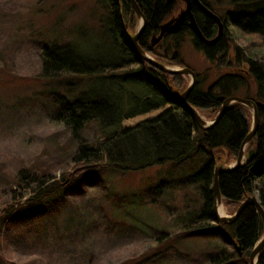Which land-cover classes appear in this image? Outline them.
<instances>
[{
  "label": "rangeland",
  "instance_id": "1",
  "mask_svg": "<svg viewBox=\"0 0 264 264\" xmlns=\"http://www.w3.org/2000/svg\"><path fill=\"white\" fill-rule=\"evenodd\" d=\"M208 1L219 16L234 10L231 0ZM116 17L111 0H0V198L7 187L17 190L16 199L21 193L28 198L29 193L21 187L27 181L17 179L20 173L28 178L49 173L57 180L81 168L71 159L79 150L78 144L98 143L103 130L111 131L103 126L105 122L93 120L78 135L67 132L63 119L58 118L69 113V102L106 97L124 108V102L131 99L125 110L129 113L156 103L143 100L151 88L141 82L137 67L131 65L120 39L114 36ZM229 30L234 47L245 48L250 43L233 27ZM51 47L63 53L64 62L58 61L59 67L72 64L95 71L108 66L113 73L111 77L64 75L48 80L42 74V54ZM179 51L193 71L212 66L190 37L184 38ZM226 71L211 72L206 86ZM187 79L191 82V77ZM162 110L126 120L122 126L133 127ZM200 114L207 122L216 117L210 118L209 112ZM179 172L173 164L135 172H80L58 192L65 201L57 212L50 211L54 207L47 201L13 212L19 217L35 209L42 218L44 212L49 217L41 218L43 221L28 233L22 230V237L11 231L5 241L1 231L0 264H200L191 259L207 256L214 243L176 241L174 234L179 230L170 228L182 213L171 201L178 194L171 189L163 194L159 190L148 192L162 180L177 179ZM97 178L100 185H84V180ZM135 194L146 204L140 202L139 207L122 202L115 206L116 198L131 199ZM156 206L165 209L160 212ZM221 207L224 215H234L223 200Z\"/></svg>",
  "mask_w": 264,
  "mask_h": 264
},
{
  "label": "trees",
  "instance_id": "2",
  "mask_svg": "<svg viewBox=\"0 0 264 264\" xmlns=\"http://www.w3.org/2000/svg\"><path fill=\"white\" fill-rule=\"evenodd\" d=\"M136 2L148 20L139 44L150 56L168 66L188 67L179 47L185 37H190L193 46L202 52L212 65L205 71H195L198 81L188 97V102L198 111L209 112L210 118H214L222 102L231 96L264 102V0H231L234 10L224 17L233 23L234 29L242 38H246L245 41L250 42L245 48L234 47L233 42L227 41L215 47H206L195 39L192 33L177 36L174 41L168 40L157 45L155 49L151 48V33H157L159 26L170 16L171 9L168 7L157 10L156 5L160 0ZM111 3L115 6L121 5L120 10L114 7L117 16L115 23L116 26L122 24L126 29L122 30L121 36H117L119 42L124 52L128 53L131 65L137 67L136 74L140 76L141 82L151 88L143 100L145 102L154 100L156 103L129 113L125 110L132 104L131 99H127V103L124 102V108L118 107L106 97L78 98L69 102L67 104L69 113L66 116L61 114L58 119H63L64 128L70 134L78 135L80 130L93 120H100L101 124L105 122L103 126L112 129L103 130L98 143L78 144V152L71 157L75 166L81 165V168L75 169L77 172H66L57 180L55 175L49 173L30 178L21 176L22 173L17 176L19 181H27L21 187L27 190L29 196L25 200L26 193H21L16 199L17 190L7 187L0 198L2 205L0 232H5L4 240L7 241V234L11 231L22 237L24 235L22 230L27 229L28 233L29 229L32 231L34 224L37 227L42 219L46 220L49 217L44 212L42 218L40 213L34 211L35 209L32 211L34 213L19 217L13 213L14 211L47 201L54 207L50 211L57 212L65 201L64 197H59L58 192L71 184L74 177L82 171L105 172L113 169L120 172H135L173 164L180 169L178 178L162 180L157 188H150L148 192L159 190V193L163 194L171 189L175 195L178 194L171 201L179 205L178 209L182 213L178 218H174L175 225L172 226L174 228H170L171 231L175 228L179 230L174 234L176 241H189L192 244H199L202 241L214 243L215 247L207 256L191 259L196 263L249 264L251 252L264 235L262 216L255 206L250 205L234 223H218L215 220L214 178L216 168L220 164L229 165L238 159L240 146L252 128V114L245 106L235 103L217 125L203 131L195 118L177 102V98L190 85L187 77L166 74L146 62H139L138 54L126 34V32L135 34L139 19L129 0H111ZM119 16L123 22L118 20ZM204 34L208 36L207 32ZM166 47L169 57L164 54L163 48ZM62 55L61 50L56 47L45 48L42 54V74L46 79H57L64 75L80 78L91 75L108 77L113 73L112 68L108 66L95 71L78 69L72 64H63L59 67L57 62H64ZM51 68L56 70L53 71ZM219 69L227 71L206 86L209 74ZM160 109L163 110L158 115L140 121L133 127L122 126L126 120ZM259 115V129L246 149L249 161L233 172L221 174L219 178L223 203L232 215L248 197L254 195L258 196L264 209V110L261 109ZM100 181L98 178L84 180V185L95 187L100 185ZM114 201L115 206L122 202L139 207L140 202L146 204L140 194L133 195L131 199L119 197ZM156 208L160 212L165 209L158 206ZM190 249L189 254L193 251ZM258 264H264V248L259 255Z\"/></svg>",
  "mask_w": 264,
  "mask_h": 264
},
{
  "label": "water",
  "instance_id": "3",
  "mask_svg": "<svg viewBox=\"0 0 264 264\" xmlns=\"http://www.w3.org/2000/svg\"><path fill=\"white\" fill-rule=\"evenodd\" d=\"M174 0H168V2H172ZM186 2V8L175 18L171 19L170 21L164 23L161 25V33L157 37L155 36L152 40L153 44L158 43L166 34L173 33L175 31H178L183 24L185 23L186 19H189V27L193 31V33L196 35V37L205 45H214L218 41H220L224 35V25L222 24L221 19L210 11L200 0H184ZM133 10L135 11L136 16L138 17L140 24L136 30V33L134 35H129L131 44L137 54L139 55L140 59L143 62L148 63L152 67L166 73V74H171V75H182V76H189L191 77V83L187 90L180 95L177 98L178 105L187 110L196 120L198 126L203 130V131H208L215 125H217L224 114L227 112V110L230 108L235 103H239L243 106H245L252 114L253 117V124L250 133L247 135V137L243 140L241 146H240V153L237 161L229 166L225 167L224 165H219L216 168L215 171V178H214V195H215V220L218 223H223V224H232L234 223L238 217L241 215V213L244 211V209L250 205L255 206L263 219L264 223V209L260 203V200L257 196H250L248 197L238 208L236 213L233 216H226V215H220L219 209L222 206V197L220 193V184H219V178L221 174L224 173H230L233 172L241 167H243L247 162L249 161L248 155L246 154V148L248 145L251 143L253 140L254 136L256 135L259 126H260V115L259 111L262 109L264 110V103L260 101H253L250 99L242 98L239 96H231L226 98L221 107L220 110L218 111L216 117L211 121L207 122L200 114V112L192 106L188 102V97L190 93L193 91V89L197 85V74L190 68L188 67H173V66H168L162 62H159L158 60L154 59L152 56L148 55V53L139 45V39L144 33L146 29V24H147V19L146 16L143 14L141 8L139 7L138 3L136 0H129ZM193 5L198 6L209 18L214 20L218 27H219V32L216 38L213 40L207 39L204 35L203 32L201 31L193 13ZM264 248V235L262 236L261 240L256 244L254 247L253 251L251 252L249 256V264H258V258L261 253V251ZM239 252H241V249H239Z\"/></svg>",
  "mask_w": 264,
  "mask_h": 264
},
{
  "label": "flooded vegetation",
  "instance_id": "4",
  "mask_svg": "<svg viewBox=\"0 0 264 264\" xmlns=\"http://www.w3.org/2000/svg\"><path fill=\"white\" fill-rule=\"evenodd\" d=\"M202 2V4H204L210 11H212L213 13H215L216 15H218L216 13V11H214V9L211 7V4L208 0H200ZM160 4V5H159ZM159 4L156 5V8L157 10H162L163 8L164 9H167L169 7V10L171 9V14L170 16L168 17V19L164 22H168L170 21L171 19L177 17L185 8H186V2L184 0H174L172 2H168V0H160ZM162 5V6H161ZM179 5V9L175 12V8L176 6ZM120 6L119 4H117L115 6V4L113 3V7H117L119 10H120ZM193 13H194V17L201 29V31L203 32V35L205 36L204 33H208V36H205L207 39L209 40H213L214 38L217 37L218 35V32H219V27L217 25V23L212 20L211 18H209L198 6L196 5H193ZM219 16V15H218ZM221 18V21H222V24L224 25V35L222 37V39L220 41H218L216 44L214 45H205L203 44L197 37L196 35L193 33V31L190 29L189 27V19H186L185 23L183 24V26L178 30V31H175L173 33H170V34H166L158 43L156 44H153L152 43V40H154L153 38L155 36H159L160 33H161V25L159 26L158 28V31L157 33L156 32H152L151 33V48H156L157 45H159L160 43H165L166 41L168 40H171V41H174L175 38L178 36V37H181L182 35H186L188 33H192L194 35V38L199 40L201 42L202 45L206 46V47H215L217 46L219 43L223 42V41H227V42H234L233 38L229 35V27H233L234 28V25L233 23L230 21V20H226L224 17L222 16H219ZM117 18V17H116ZM147 19V17H146ZM118 20L123 22V19L121 18V16L118 17ZM120 23V22H119ZM147 23H148V20H147ZM163 23V24H164ZM230 25V26H229ZM147 26V24H146ZM202 27V28H201ZM204 29V30H202ZM115 35L114 36H121V32L122 30H125V27L122 26V24L120 25H117L116 26V29H115ZM126 34L128 35H131L130 33L126 32ZM130 39V38H129ZM141 39V37H140ZM139 39V40H140ZM139 42V41H138ZM140 45V44H139ZM171 47V46H170ZM169 47V48H170ZM164 50V54L166 57H169V52H168V48H163ZM138 58H139V62H142V60L140 59L139 55H138ZM143 64V63H142ZM198 78V76H197Z\"/></svg>",
  "mask_w": 264,
  "mask_h": 264
},
{
  "label": "bare ground",
  "instance_id": "5",
  "mask_svg": "<svg viewBox=\"0 0 264 264\" xmlns=\"http://www.w3.org/2000/svg\"><path fill=\"white\" fill-rule=\"evenodd\" d=\"M219 17V16H218ZM220 18V17H219ZM221 19V18H220ZM223 103V102H222ZM264 103V102H263ZM219 213H220V215H224V209H223V207H221L220 209H219Z\"/></svg>",
  "mask_w": 264,
  "mask_h": 264
}]
</instances>
